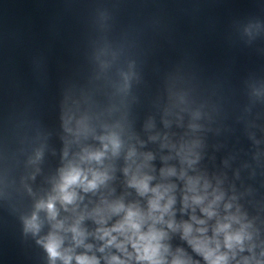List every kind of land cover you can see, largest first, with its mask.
I'll use <instances>...</instances> for the list:
<instances>
[{
    "label": "water",
    "instance_id": "water-1",
    "mask_svg": "<svg viewBox=\"0 0 264 264\" xmlns=\"http://www.w3.org/2000/svg\"><path fill=\"white\" fill-rule=\"evenodd\" d=\"M256 1L0 0V264H52L37 241L55 223L70 264L78 255L127 263L131 243L125 252L116 247L120 233L111 232V245L101 236L129 208L145 216L151 189ZM97 152L99 160L81 159ZM69 166L88 181L94 173L104 179L89 190L72 185L71 203L55 201L56 219L41 211V231H26L35 205L59 197ZM134 177H149L150 191L141 195Z\"/></svg>",
    "mask_w": 264,
    "mask_h": 264
},
{
    "label": "clouds",
    "instance_id": "clouds-1",
    "mask_svg": "<svg viewBox=\"0 0 264 264\" xmlns=\"http://www.w3.org/2000/svg\"><path fill=\"white\" fill-rule=\"evenodd\" d=\"M70 119V118H69ZM81 127H83L82 122H78ZM67 124V122H66ZM66 131L72 132L71 128L66 127ZM79 131V129H78ZM113 149L118 148V143L115 139H112ZM107 148V145H105ZM39 153L37 154V158H39ZM103 153H86L81 157L82 160H99ZM131 155V153H130ZM189 164L194 161L189 160ZM171 174V173H170ZM183 175V173H182ZM104 177L101 174H93V179L88 181L87 177L84 176L79 168L69 166V169L65 171L62 175V183L59 185V197H50L47 201L41 200L36 205V211L33 212L32 216L29 219L25 220V230L31 231L33 234H38L41 231L42 221L39 218L38 213L43 211L46 213L47 219L49 221H54L57 216V210L55 207V201L57 198L61 199L63 202L71 203L74 199L75 194L68 191V189L72 185L80 184L85 187V190L94 189L97 186V182H102ZM149 177H145L144 179L137 180L135 177L131 181V183L140 191L141 195L150 191L148 187L147 180ZM85 181L87 183L85 184ZM197 180L193 178L188 179V190L191 192L196 191ZM152 192L155 193V198L152 199L150 203V211L148 213L147 218L141 215L138 211L133 210L131 208L126 210V215L121 223H119L116 227L111 230L104 231L103 239L105 236H111V232H118L122 236H124V242L116 244V247L121 251H125L124 243H131L132 248L135 250V259L139 262H146V264H168L165 260L163 252H167L168 249L161 243L162 239L165 236L163 231H159L154 227L155 222L163 220V214L168 212L169 208L173 203V199L171 197L168 198L167 203L161 207L160 201L164 198L165 194L168 192L167 188H164L163 191L160 188L151 189ZM221 197L217 196L216 200H219ZM188 197H185V202L187 203ZM203 200V197L199 195H194L192 197L193 203L199 204ZM226 207H230V205H226ZM124 209L123 205H119L114 209V211L119 212ZM155 211H159L160 216H153L152 213ZM207 215H213V212L210 208L203 209ZM146 219H151L153 221L152 225L148 226L146 232L142 231V225L146 222ZM202 223V221H200ZM60 223H55L52 225L53 230L50 231L46 236L42 237L37 241V243L41 244L45 251L48 253L49 260L54 264L57 259H61L63 264H70L72 260L71 256L63 255L60 251L62 245V238L58 235L56 229L61 228ZM168 227L172 228L173 225L171 222H168ZM230 228V224H221L217 228V232H225V245L227 248L231 249L233 245L242 244L243 240L246 238L243 226L241 229L233 234L228 233V229ZM73 232L76 233V236H82L83 233L77 231V229L73 228ZM192 231L190 225L184 226V233L187 236ZM200 231H203L201 229ZM130 233V234H129ZM82 242V241H78ZM116 242V237L111 236V238L107 241L108 244H114ZM219 246L217 245V248ZM195 248L197 251L203 250V246L200 243L195 244ZM103 249H101L102 251ZM131 257V253H127ZM205 259L209 261V264H226L227 257L225 255H216L214 250L204 251ZM76 264H98V261L95 257H89L87 255H78L75 257ZM115 264H125L124 261L120 260L118 257L113 256L111 258ZM170 264H186L184 260L180 257H174Z\"/></svg>",
    "mask_w": 264,
    "mask_h": 264
}]
</instances>
